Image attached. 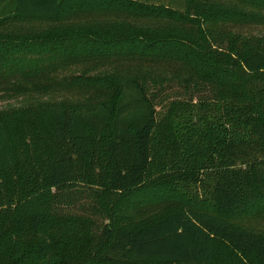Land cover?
<instances>
[{"label": "trees", "instance_id": "obj_1", "mask_svg": "<svg viewBox=\"0 0 264 264\" xmlns=\"http://www.w3.org/2000/svg\"><path fill=\"white\" fill-rule=\"evenodd\" d=\"M153 2L0 0V264H264V0Z\"/></svg>", "mask_w": 264, "mask_h": 264}, {"label": "rangeland", "instance_id": "obj_2", "mask_svg": "<svg viewBox=\"0 0 264 264\" xmlns=\"http://www.w3.org/2000/svg\"><path fill=\"white\" fill-rule=\"evenodd\" d=\"M145 1V0H142ZM153 3L156 4H164L167 6H170L172 8H181L182 2L181 0H152ZM231 31H234L236 33L248 36V37H259L264 36V11L258 15V20L245 25H237L231 29ZM233 35H238L235 33H231ZM50 69L49 67L43 66L40 71V77L39 79L42 80L48 73ZM46 79V78H45ZM45 81V80H44ZM46 85H49L47 83ZM1 88V87H0ZM4 88V87H3ZM10 95V96H9ZM8 97V98H6ZM13 96L9 92H4L3 90H0V108L6 107L8 104L15 103L14 99H12ZM171 204L170 202V196L165 194L164 196H153L146 204H144L141 208L137 210L139 214H144V216L147 215H153L156 213H159L163 211L167 206ZM142 216V215H140ZM242 227L251 229L255 232H264V215L257 216V217H246L242 220H238L237 222Z\"/></svg>", "mask_w": 264, "mask_h": 264}]
</instances>
